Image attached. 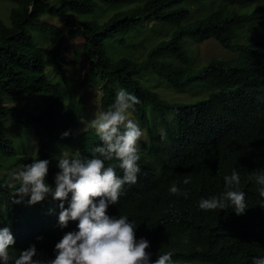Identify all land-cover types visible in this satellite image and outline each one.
Masks as SVG:
<instances>
[{
	"label": "trees",
	"instance_id": "1",
	"mask_svg": "<svg viewBox=\"0 0 264 264\" xmlns=\"http://www.w3.org/2000/svg\"><path fill=\"white\" fill-rule=\"evenodd\" d=\"M10 1L8 21L0 19V94L19 97L15 99L19 104L24 101L21 106L0 102V227H9L15 238L10 253L18 256L60 211L61 201L50 194L35 204H28L27 196L14 202L19 181L11 171L33 159L28 149L35 148V159L49 160L46 182L54 189L62 150L72 149L75 142L81 157L91 158L93 148L101 144L94 128L74 134L85 102L74 72L65 68L67 43L72 41L88 62L83 79L101 87V112L114 104L117 87L141 101L130 112L146 136L139 148L137 184L124 186L119 203L108 205L109 215L127 216L136 226V238L149 241L146 250H160L154 260L171 251L175 264H252V256L242 247L244 216L228 209L199 208L205 193L222 189L223 177L215 186L196 182L194 191L191 181L183 180L190 179V173L207 174L212 167L205 158H192L201 147L220 139L234 141L237 107L264 98V0ZM154 22L166 26L161 38L143 44L136 57L135 30ZM204 38L215 39L227 55L197 62L191 44ZM151 76L176 91L205 94L169 100L155 90ZM10 122L22 127L25 141L9 136ZM254 125L264 142V123ZM65 132L69 134L64 136ZM118 164L115 159L105 161L122 175ZM255 173L240 174L239 190L257 200L260 185ZM172 184L187 196L171 194ZM70 199L69 193L65 208ZM259 216L264 217V206ZM224 217L234 221L231 231L222 223ZM246 238L256 252L262 251L264 223L250 228Z\"/></svg>",
	"mask_w": 264,
	"mask_h": 264
},
{
	"label": "clouds",
	"instance_id": "2",
	"mask_svg": "<svg viewBox=\"0 0 264 264\" xmlns=\"http://www.w3.org/2000/svg\"><path fill=\"white\" fill-rule=\"evenodd\" d=\"M140 102L134 94L119 90L114 104L90 122L101 141L93 148L94 155L82 158L79 151L71 157L62 154L58 159L54 189L46 182L47 159H30L26 162L29 164L25 163L14 174V179L19 181L14 192L18 197L15 203L27 196L28 204H35L50 194L54 200L61 201L60 211L52 223L32 236L18 256L10 253L15 238L9 227H0V264H175L171 251L154 260V253L160 250L147 251L149 241L136 238V226L128 217H113L108 211L109 204L119 203L124 186L135 184L138 179L141 146L138 144L144 131L130 118V112L135 111ZM237 108L240 113L235 120L234 141L220 139L201 147L192 158H205L212 167L200 177L190 173V179L186 177L183 183L191 181L194 191L198 187L196 182H200L201 187L204 183L215 186L223 177L222 189L205 193L207 198H201L199 208L205 211L228 209L244 216L246 234L242 247L252 256V264H264V249L256 252L246 238L250 228L264 223V217L259 216L264 206V142L254 125V122L264 123V98L250 99ZM165 137L166 133L162 132L161 139ZM113 159L119 162L122 175L117 174L114 166H105L106 160ZM162 164L165 163L158 165ZM244 171L256 172L254 180L260 185L257 200L246 198L245 192L239 190L240 174ZM169 192L187 196L176 184L170 186ZM69 193L71 199L65 208L63 201L68 199ZM222 223L229 231L234 227L231 218L224 217Z\"/></svg>",
	"mask_w": 264,
	"mask_h": 264
},
{
	"label": "rangeland",
	"instance_id": "3",
	"mask_svg": "<svg viewBox=\"0 0 264 264\" xmlns=\"http://www.w3.org/2000/svg\"><path fill=\"white\" fill-rule=\"evenodd\" d=\"M11 1L10 0H0V19L4 20V21H8V11L9 8L11 7ZM112 9L109 10V12H111ZM106 15V13H105ZM166 28L165 25H160L159 23H153L149 26H145V28H141V29H136L135 32L137 33V35L135 36L134 39H138V41L136 42L137 44H139L135 49L132 50V53H136L134 54L136 57H139L138 53L140 51H142V45L145 43H148V45H151L154 41H156L157 39L161 38V33L162 31ZM35 39L36 41H38L40 39V36L38 34H35ZM115 40H111V42H114ZM114 44V43H112ZM67 45L69 46V49H67L65 55H66V66L65 68L68 70V72L73 71L74 72V76H75V86L77 87V90L80 94L83 95L84 97V106L83 108V117L80 121V126H78L77 129H75L74 134H80L81 132H83L84 130H86L87 128H92L91 127V121L95 118V116H97L101 111H100V91H101V87L98 86V84H93L89 81H87L86 79H83V76L85 74V72L87 71L88 68V62L85 61L83 55L81 54V52L78 50H74L75 49V45L72 41H69L67 43ZM191 47L194 48V52H195V59L197 62H203L206 58H210L211 56H218V55H225L224 52H226V50L224 48H222L215 39L213 38H204L198 42H192ZM227 55V52H226ZM76 59V63H74V65L71 64V60ZM153 77L151 76L150 79H152ZM52 81L55 82L57 84V86L61 89L64 90V85L61 84V81L57 82V79H55L54 77L52 78ZM151 84H156V91H158L163 97L169 99V100H178V99H183V100H192L196 97H199L201 95H204L205 92L201 91V92H191L189 90L183 91V92H179L174 90L170 85H168L166 82H164L163 80L159 81L156 80V78L154 77L153 80L150 82ZM120 88L117 87V91L119 92ZM195 90V89H194ZM1 95V94H0ZM19 97H7L4 95H1L0 97V102L3 103H8V104H14V105H22L23 102H21L22 104H19L18 102L15 101V99H17ZM131 119L138 123L136 118L130 114ZM9 125H6V128L9 127L7 130L9 132V136L14 139V140H18L19 139H23L24 141L26 140V137H23L21 135L22 131V127H20L19 125L10 122L8 123ZM144 131V130H143ZM146 139L145 133L144 136L140 139L139 145H143L141 144V142H144V140ZM30 141V138L29 140ZM32 141V140H31ZM35 148H33L32 150H34ZM30 152L33 155V160H35V152H32L31 149ZM75 151H77V145L74 142V147L72 149H68L67 151L64 149L62 150L61 154H66V153H74ZM24 158V157H23ZM24 161L21 159L20 163H23ZM32 162V161H31ZM30 162V163H31ZM29 164V163H26ZM19 165V164H18ZM25 164H23L24 166ZM21 166V165H20ZM23 166L20 167V169L15 168L13 171H11L13 174H15L17 171L21 170L23 168Z\"/></svg>",
	"mask_w": 264,
	"mask_h": 264
}]
</instances>
